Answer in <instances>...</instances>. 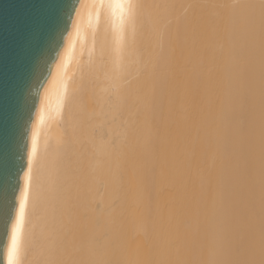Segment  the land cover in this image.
<instances>
[{"label":"bare ground","instance_id":"1","mask_svg":"<svg viewBox=\"0 0 264 264\" xmlns=\"http://www.w3.org/2000/svg\"><path fill=\"white\" fill-rule=\"evenodd\" d=\"M28 157L5 264H260L264 0H80Z\"/></svg>","mask_w":264,"mask_h":264},{"label":"water","instance_id":"2","mask_svg":"<svg viewBox=\"0 0 264 264\" xmlns=\"http://www.w3.org/2000/svg\"><path fill=\"white\" fill-rule=\"evenodd\" d=\"M80 0H0V264L29 167L44 86Z\"/></svg>","mask_w":264,"mask_h":264},{"label":"snow or ice","instance_id":"3","mask_svg":"<svg viewBox=\"0 0 264 264\" xmlns=\"http://www.w3.org/2000/svg\"><path fill=\"white\" fill-rule=\"evenodd\" d=\"M36 151V148H35V144L33 143V148H32V152L33 154L35 153ZM18 224H19V221H18ZM17 251V239H16V236L13 237V244H12V254L14 255ZM9 264H15L14 260L11 258L10 256V259H9ZM260 264H264V260H262L260 262Z\"/></svg>","mask_w":264,"mask_h":264}]
</instances>
